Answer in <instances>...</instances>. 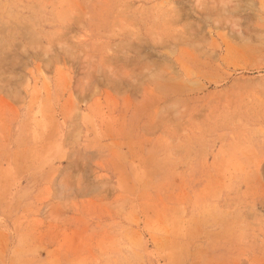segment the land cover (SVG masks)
<instances>
[{"label":"rangeland","instance_id":"1","mask_svg":"<svg viewBox=\"0 0 264 264\" xmlns=\"http://www.w3.org/2000/svg\"><path fill=\"white\" fill-rule=\"evenodd\" d=\"M0 264H264V0H0Z\"/></svg>","mask_w":264,"mask_h":264}]
</instances>
